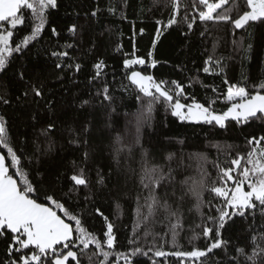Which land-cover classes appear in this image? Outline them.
I'll list each match as a JSON object with an SVG mask.
<instances>
[{
	"label": "trees",
	"instance_id": "1",
	"mask_svg": "<svg viewBox=\"0 0 264 264\" xmlns=\"http://www.w3.org/2000/svg\"><path fill=\"white\" fill-rule=\"evenodd\" d=\"M233 3L237 5L231 13L233 18L247 10L245 0H229L225 7ZM58 4L59 9L53 10L40 37L22 52L14 53L6 74L0 73V96L10 101L0 103V115L7 121L14 148L19 146L25 170L45 189H54L66 207L74 210L84 226L103 241L107 225L96 211L99 209L114 225L116 253H130L136 247L148 253L137 255L133 264H193L182 258L155 257L153 252L157 248L190 251L194 245L200 249L207 246L202 236L189 243L193 232H202L198 225H212L196 210L194 197L184 193L194 180L201 179L203 172V196L212 208L202 205V211L205 216H218L215 206L222 200L207 188L220 184L221 169L231 167V160L246 157L252 148L249 140L264 136V122L229 120L226 128L189 123L173 116L172 108L162 100L152 103L149 112L150 98L131 84L127 78L131 70L124 67V60L145 59L146 64L136 69L166 82L170 90L174 88L173 81L181 84V103H203L222 114L231 106L226 99L230 85L264 94L259 87L264 83V25L245 30L235 29L231 23L202 22L198 14L203 6L198 0L195 4L194 0H181L178 23L172 27L157 24L159 20L166 25L171 17L170 0H58ZM110 8L115 9V14ZM93 11L96 16L91 15ZM185 15L187 20L183 19ZM74 22L81 29L77 37L67 32ZM50 27L60 35H53ZM18 29L14 33L17 43L23 35L30 34L23 26ZM66 44L74 47L66 48ZM53 51H68L71 58L52 56ZM150 51L152 56L148 55ZM210 57L212 64L207 63ZM152 59L157 61L154 68L150 67ZM100 60L106 65L103 82L109 88L111 102L96 95L101 82L92 77L94 65ZM57 63L65 67L57 68ZM69 63H79L80 71L66 67ZM205 67L210 71L204 72ZM21 72L24 79L19 77ZM32 85L42 87L43 99L34 97ZM25 91L29 92L27 97L23 95ZM85 100L89 103L84 104ZM50 123L54 125L52 131L43 135ZM145 163L149 169L158 170L157 178L160 171L168 177L155 195L174 207L182 205L184 227L178 237L182 248L172 247L170 233L162 239L168 232L167 213L163 211L133 235L138 201L141 206L150 202L146 199L150 188L141 183ZM81 169L89 186L73 190L70 177ZM101 178L103 184L98 183ZM182 195L184 199L180 201ZM141 211L147 214L146 207ZM262 224L264 219L259 214L254 222L239 217L229 220L222 230V238L228 242L226 249L214 250L204 258L206 264H233L231 257L238 256V247H246L251 253V237L260 233ZM146 229L154 235L145 236ZM129 240L136 243L129 244ZM7 243L0 238V260L5 258ZM101 259L93 257L92 264H99ZM115 263L117 257L113 255L108 264ZM83 264H89L87 259Z\"/></svg>",
	"mask_w": 264,
	"mask_h": 264
},
{
	"label": "snow or ice",
	"instance_id": "2",
	"mask_svg": "<svg viewBox=\"0 0 264 264\" xmlns=\"http://www.w3.org/2000/svg\"><path fill=\"white\" fill-rule=\"evenodd\" d=\"M170 3L173 11L167 24L164 25L162 21H157V24L164 27H172L178 23L177 17L180 15L181 0H170ZM195 3L196 0H194ZM198 4L203 6L198 14V18L202 22L231 23L235 29L245 30L252 25H264V0H245L247 10L238 13L236 18H233L231 13L233 10H237V5L233 3L230 7H225V5H229V0H198ZM59 7L58 0H0V73L6 74L14 53L22 52L31 42L40 37L45 27L48 26L53 10H58ZM109 10L115 14L114 8ZM96 14L95 11L91 13L92 16H96ZM183 19L187 20V15ZM18 26L29 29L30 34L23 35L17 43L14 40V33L19 30ZM192 26V23L188 24L189 28ZM80 30V26L75 22L67 28L71 37L79 36ZM50 31L55 36L60 35L55 27H50ZM142 33L143 29H141ZM159 37L160 31L157 30L156 40H159ZM64 47L73 48L74 45L66 44ZM153 48H155V43ZM51 55L58 58H71L68 51H53ZM148 55L152 56V52L150 51ZM207 63H213L211 57ZM217 63L219 62L217 61ZM145 64V59L139 57L124 60V67L131 70L127 77L131 84L144 97L150 98L149 112L152 103L162 100L172 108V115L181 121L218 125L220 128H226V122L229 120L244 124L254 121L264 122V94L261 91L252 93L245 86L230 85L227 89L226 99L231 102V106L222 114H216L210 106H205L203 103H181L179 97L184 96L183 86L173 81L174 88L170 90L166 82L157 81L152 75L136 70L135 66H144ZM156 64L157 61L152 59L150 67L154 68ZM56 67L61 68L65 65L57 63ZM66 67H74L75 72H79L81 69L79 63L74 65L69 63ZM105 67L103 60L95 63V73L92 79L101 82L100 91L96 95L111 102L112 96L109 94V88L103 82ZM209 71L208 67L204 68V72ZM19 77L24 79V74L21 72ZM224 82L228 83L226 80ZM259 87L264 90V83H261ZM30 91L34 97L43 99L42 87L32 85ZM23 95L27 97L29 92L25 91ZM0 103L9 104L10 101L5 96H0ZM83 103L87 104L89 101L85 100ZM53 127V124H48L42 134L47 135ZM262 142H264V136L253 137L249 140L252 148L246 157L238 156L231 160V167L221 169V174L218 177L220 184L213 183L207 188L215 197L222 200V203L215 206L218 216H205L202 211V205L209 207L210 210L212 208L211 202L204 200L206 177L203 172L201 179L194 180L187 192L184 193V195L194 197L196 210L212 225H198V227H202V232H193L189 243L199 240L202 236L206 239L207 246L200 249L194 245L193 250L190 251H165L163 248H157L153 252L155 257L165 259L176 257L192 261L193 264L197 261L200 264H206L204 258L208 257L210 253H214V250L217 249H226L228 242L222 238V230L229 220L239 217L250 218L254 222L257 214L264 219V146H261ZM18 148V145L14 148L7 121L3 115H0V149H6V152H0V238H4L8 242L5 258L0 260V264H83L84 259L92 264L93 257H102L99 264H108L109 258L113 255L117 257V264L120 259L124 261V264H133V258L137 255L148 254L139 247L132 249L130 253H116L114 225L99 209L96 211L103 217L107 225V230L104 233L106 240L102 241L93 232H90L82 223L81 217L74 210L66 207L62 197L58 196L54 189H45L42 184L36 182L34 176L30 177L29 172L25 170L26 165L22 164L21 156L18 155ZM129 151H131L130 148ZM86 155L87 153H85ZM157 171L156 168L149 169L145 163V174L141 183L145 188H150L149 197L146 198L150 202L141 206L138 201L137 223L134 226L133 235L143 224L153 220L159 212L163 211L167 213L165 219L168 222V232L162 235V239L170 233L172 247L179 249L183 247L178 241L184 227L182 205L177 204L174 207L167 200L161 201L155 195L161 182L168 178L162 171L157 178ZM168 176H171V171ZM70 180L74 182L73 190L77 186L84 188L89 186V180L84 175L83 169L79 173L71 175ZM103 182L102 178L98 181L100 184ZM184 195L180 197V201H183ZM142 207L147 208L146 215L141 211ZM144 235L154 234L150 229H146ZM258 240L261 243H257ZM128 242L129 244L136 243L135 240ZM251 243L253 245L251 253L246 247L236 248L238 256L231 257L233 264H241V261L243 264H264V224L261 225L260 233L251 237ZM90 248L93 250L89 251ZM149 251H153V249L149 248ZM153 264H157V261H153Z\"/></svg>",
	"mask_w": 264,
	"mask_h": 264
},
{
	"label": "rangeland",
	"instance_id": "3",
	"mask_svg": "<svg viewBox=\"0 0 264 264\" xmlns=\"http://www.w3.org/2000/svg\"><path fill=\"white\" fill-rule=\"evenodd\" d=\"M137 66H139V65H137ZM136 67V66H135ZM139 67H143V66H139ZM137 70V69H136ZM142 72V71H141ZM143 73V72H142ZM144 74H146V73H144ZM216 114H218V113H216ZM186 122H188V121H186ZM189 123H195V122H189ZM197 124V123H196ZM199 124H203V123H199ZM246 190H247V188H246ZM115 264H117V263H115ZM119 264H124V261L123 260H119Z\"/></svg>",
	"mask_w": 264,
	"mask_h": 264
}]
</instances>
